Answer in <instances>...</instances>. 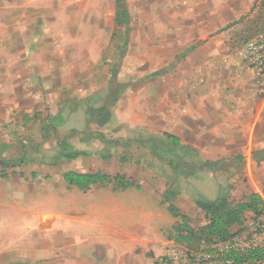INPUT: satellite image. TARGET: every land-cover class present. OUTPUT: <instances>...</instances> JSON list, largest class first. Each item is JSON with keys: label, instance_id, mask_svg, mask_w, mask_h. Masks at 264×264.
I'll return each mask as SVG.
<instances>
[{"label": "rangeland", "instance_id": "obj_1", "mask_svg": "<svg viewBox=\"0 0 264 264\" xmlns=\"http://www.w3.org/2000/svg\"><path fill=\"white\" fill-rule=\"evenodd\" d=\"M185 1L124 0L128 19L118 25L116 0H0V144L13 161L0 166V264H53L49 226L93 221L92 213L102 234L125 224L124 260L136 264L154 253L141 240L173 239L164 220L151 232L130 228L149 213L166 214V190L184 201L218 194L219 175L191 169L200 167L194 150L147 125L155 114L151 84L164 88L167 71L180 66L183 37L198 35L187 27L196 13ZM82 91L89 96L73 99ZM51 120L55 129L45 130ZM94 131L108 140L90 137ZM63 141L85 154L61 159ZM67 171L123 174L133 186L81 189L64 180Z\"/></svg>", "mask_w": 264, "mask_h": 264}, {"label": "crops", "instance_id": "obj_2", "mask_svg": "<svg viewBox=\"0 0 264 264\" xmlns=\"http://www.w3.org/2000/svg\"><path fill=\"white\" fill-rule=\"evenodd\" d=\"M184 3L187 11L196 13V19L187 27L195 28L198 35L183 37L180 66L167 71L164 88L151 84L149 101L154 103L155 114L147 123L148 128L171 135L185 149L194 150L200 167L191 169L205 171L212 177L220 176L218 194L204 199L225 196L237 202L256 193L264 200V77L244 70L234 52L263 29L264 0H186ZM87 92H79L73 99L89 96ZM180 173L189 177L187 170ZM197 198L195 193L186 201L180 194L170 201L163 199L167 215L157 207L160 212L149 213L147 223L145 218L134 219L130 228L145 233L149 228L151 232L159 230L157 226L164 220V230L172 240L177 241L176 235L182 231L189 241L192 234L182 230L180 218L173 216L168 206L173 205L186 216V226L194 233L206 224L205 213L195 204ZM92 214L93 221L94 215L99 217ZM253 220V213L246 212L243 223L232 225L230 231L240 233ZM93 221H78L74 217L53 222L49 227L54 253L47 262L131 264L123 255L125 224L113 223V232L102 234L101 224ZM167 242L166 239L141 240L146 250L151 248L154 253L136 264H151L153 256L162 252ZM99 246H103L104 256L100 255ZM111 253H115V258ZM44 255L43 252L46 258ZM257 264H264V258Z\"/></svg>", "mask_w": 264, "mask_h": 264}, {"label": "trees", "instance_id": "obj_3", "mask_svg": "<svg viewBox=\"0 0 264 264\" xmlns=\"http://www.w3.org/2000/svg\"><path fill=\"white\" fill-rule=\"evenodd\" d=\"M117 5V12L115 17V22L118 25L127 22L128 13L124 4V0H116ZM88 112L97 113L96 115L103 114V108H99L98 110L89 108ZM95 118V117H93ZM49 121V120H48ZM50 122L44 123V129H55L56 125ZM90 137H94L103 143L108 140L101 132H91L89 133ZM168 139L172 141H177L171 135H165ZM61 151L59 152V157L64 160H72L78 158L80 155L85 154L83 151H76L70 149L68 143L66 141L60 142ZM4 144H0V166L4 167L7 166L9 163L13 162L7 160L3 157L4 155ZM3 154V155H2ZM264 157V155L262 156ZM17 160L18 162H24L23 156L19 157ZM14 173V171H13ZM5 175V174H2ZM64 180L69 183L73 184L81 189H84L88 186L95 185V184H110L115 189H125L128 187H132L133 184L123 175V174H116L113 176H109L102 172H91V173H81L75 171H67L63 174ZM177 191L174 188H170L166 190L164 195V201H170L175 195ZM195 204L198 208L203 210L205 213L206 224L197 232H192L186 226V216L181 215L178 210L173 206H168V211L175 217L180 218L182 224V230L187 232L188 235L193 236L192 238H197L200 240V244H210L215 241H225L230 239L234 234L230 231L232 225H241L244 221L245 213L251 212L254 215V218L260 216L263 212L262 209V199L260 195L256 193H251L246 195L240 201H231L225 196H218L213 200H207L204 198H197L195 200ZM188 237L184 236L182 231H179L176 235V240L178 242H185L190 245L189 241L185 240ZM256 260H261L264 258V249L258 250L255 254Z\"/></svg>", "mask_w": 264, "mask_h": 264}, {"label": "built area", "instance_id": "obj_4", "mask_svg": "<svg viewBox=\"0 0 264 264\" xmlns=\"http://www.w3.org/2000/svg\"><path fill=\"white\" fill-rule=\"evenodd\" d=\"M235 56L244 70L264 77V27L238 47ZM262 209V214L249 227L230 239L199 247L171 240L162 252L153 256L151 264H257L254 254L264 249V200Z\"/></svg>", "mask_w": 264, "mask_h": 264}]
</instances>
